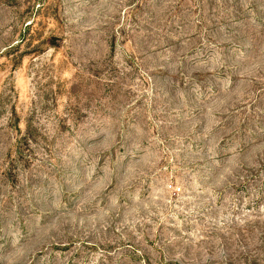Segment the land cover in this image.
I'll return each instance as SVG.
<instances>
[{"label":"rangeland","instance_id":"1","mask_svg":"<svg viewBox=\"0 0 264 264\" xmlns=\"http://www.w3.org/2000/svg\"><path fill=\"white\" fill-rule=\"evenodd\" d=\"M0 264H264V0H0Z\"/></svg>","mask_w":264,"mask_h":264}]
</instances>
